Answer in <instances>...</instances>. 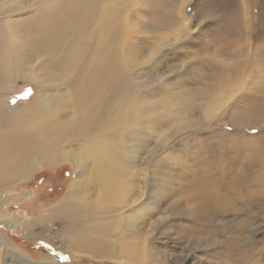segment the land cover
I'll list each match as a JSON object with an SVG mask.
<instances>
[{
  "label": "bare ground",
  "instance_id": "bare-ground-1",
  "mask_svg": "<svg viewBox=\"0 0 264 264\" xmlns=\"http://www.w3.org/2000/svg\"><path fill=\"white\" fill-rule=\"evenodd\" d=\"M158 1L164 5L156 6L158 12L165 10L164 24L157 22L159 13L154 11ZM187 2L0 0V192L26 181L37 165L56 168L68 162L75 177L57 201V213L59 232L71 256L76 250L119 263L162 264L156 245L148 244L149 237L144 232L147 228L153 234L158 227L159 218L153 220V215L162 208V185L169 181L162 177L157 154L162 147L176 151V146L168 143L177 134L201 131L202 127L200 117L191 119V111L174 109L176 99H195L192 92L175 93L170 87L176 65L169 62L158 66L159 73L153 72L160 62V48L139 42L147 34L155 37L161 29L168 31V40L189 24L183 12ZM241 77L236 81L232 76V80L225 78L226 89L219 91L223 97L214 99V104V97L206 100L198 114L204 119L222 114L224 101L230 97L226 95L228 90L239 86ZM19 81L31 82L37 99L10 106L7 98L17 93ZM246 114L241 112L240 118L231 119L232 126L249 118ZM170 115L173 116L169 118ZM259 165L264 170V160L259 159ZM231 173L240 177L239 172ZM208 186L193 192L198 203L194 213H204H198L197 220L245 214L236 232L252 233L254 223L248 209L223 203L221 188ZM229 189L228 195L236 194L237 188ZM25 190L14 197H3L0 206L23 202L28 194ZM235 197L231 199L236 204L243 201ZM216 205L218 209L213 207ZM172 209L175 211L170 203L162 214L172 216ZM147 217L150 222L146 223ZM12 218L20 225L30 223L22 211ZM11 245L0 235V249L5 251V255L0 251V264H13V260L29 264ZM57 260L46 255L33 263L59 264Z\"/></svg>",
  "mask_w": 264,
  "mask_h": 264
},
{
  "label": "rangeland",
  "instance_id": "rangeland-1",
  "mask_svg": "<svg viewBox=\"0 0 264 264\" xmlns=\"http://www.w3.org/2000/svg\"><path fill=\"white\" fill-rule=\"evenodd\" d=\"M187 4L183 12L189 24L181 28L178 24L180 29L168 40L165 38L168 31L161 29L153 38L148 34L144 36L139 44L160 48L157 54L160 62L153 72L159 73L158 66L169 62L176 65V74L170 76V87H174L175 93L189 91L195 95V99L186 101L176 99L174 109L182 113L191 111V119L200 117L198 123L201 122L202 128L210 124L204 130L200 128L201 131L185 130L182 135L177 134L168 143V146L175 145L176 151L161 146L156 163L162 166V177L169 181L162 185V208L159 214L153 215V220L159 218L158 227L153 234L147 232V228L144 232L149 237L148 244L156 245L157 258L162 264H264V170L259 165V159L264 160V0H188ZM157 5L164 6L158 1L155 12L159 11ZM139 9L144 10L141 4ZM158 13L157 22L164 24L165 10ZM140 15L143 20V14ZM231 76L235 81L242 76V80L235 89L228 90L226 95L230 97L223 100L226 104L223 113L201 117L198 109L212 97V103L217 97H223L219 91L226 89L223 84L232 80ZM17 83V93L7 98L10 106L36 101L35 86L31 82ZM241 112H247L245 116L249 118L240 119L238 126H232L231 119L236 120ZM36 167L26 181L0 192V199L21 194L22 189L28 192L23 202L0 206V235L24 255L22 258L29 264L39 262L46 255L59 259V264H129L108 257L94 258L76 250L73 256L68 254L64 235L59 232L57 201L66 194L75 171L68 162L56 168ZM231 171L239 172L240 177H234ZM209 184L221 188L219 194L223 203L248 209L254 223L252 233L236 232L246 219L245 214L197 220L198 215L204 213H194L198 203L193 192ZM229 188H237L235 198L243 201L236 204L237 201L231 199L235 196L233 192L228 195ZM170 203L175 214H162ZM213 207L218 209L219 205ZM21 211L30 222L27 226L13 221L12 217L21 215ZM146 221L150 222L148 217ZM0 251L5 255L3 249ZM12 263L16 264L14 260Z\"/></svg>",
  "mask_w": 264,
  "mask_h": 264
},
{
  "label": "flooded vegetation",
  "instance_id": "flooded-vegetation-1",
  "mask_svg": "<svg viewBox=\"0 0 264 264\" xmlns=\"http://www.w3.org/2000/svg\"><path fill=\"white\" fill-rule=\"evenodd\" d=\"M32 85V84H31ZM33 86V85H32ZM27 88L29 89V90H31L33 87H31V86H27ZM33 90V89H32ZM19 93H20V91H19Z\"/></svg>",
  "mask_w": 264,
  "mask_h": 264
},
{
  "label": "snow or ice",
  "instance_id": "snow-or-ice-1",
  "mask_svg": "<svg viewBox=\"0 0 264 264\" xmlns=\"http://www.w3.org/2000/svg\"><path fill=\"white\" fill-rule=\"evenodd\" d=\"M151 59V58H150Z\"/></svg>",
  "mask_w": 264,
  "mask_h": 264
}]
</instances>
